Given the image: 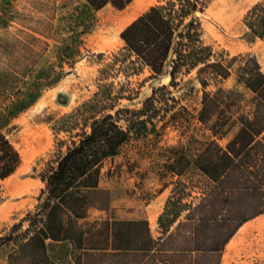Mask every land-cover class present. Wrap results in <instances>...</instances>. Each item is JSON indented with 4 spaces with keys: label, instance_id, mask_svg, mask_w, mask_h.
<instances>
[{
    "label": "rangeland",
    "instance_id": "1",
    "mask_svg": "<svg viewBox=\"0 0 264 264\" xmlns=\"http://www.w3.org/2000/svg\"><path fill=\"white\" fill-rule=\"evenodd\" d=\"M0 2L6 7L0 27V116L8 117L6 129L22 157L16 172L0 181V264H9V256L15 252L32 251L24 243L34 232L31 222L36 226L40 222L28 213L43 209L40 205L48 195V191L43 193L45 183L39 174L54 157L59 139L69 136L59 130L58 123L105 83L120 95L115 110L142 109L152 98L153 104L141 115L146 118L152 114V120L139 124L136 131H141V136L133 135L118 155L103 161L99 190L89 195L77 218L86 231V245L78 248L74 241L48 239V251L58 264H147L153 257L134 255L140 253L134 250L139 237L127 234L123 226L115 240L111 230L106 235L107 229L114 218L140 217L148 220L151 233L161 243L166 237L158 221L161 213L166 211L162 221L169 225L180 210V201L200 200L208 178L191 165L177 174L173 165L183 153L190 157L198 153L208 140L225 146L239 129L241 115L253 117L256 94L241 81L245 74L241 67L247 63L254 67L257 60L264 72V41L247 26L245 15L264 0H207L204 9L193 11L181 27L184 30L194 22L205 45L212 48V60L232 63L227 78H212V68L199 72L203 64L183 66L172 77L174 51L160 75L130 59L123 62L124 67L118 62L108 73L101 72L114 53L126 55L122 30L165 0H133L123 9L108 4L94 11L86 6V0ZM201 78L207 79L211 95L219 88L225 90L215 96L218 101L209 103L208 124L200 120L204 97ZM216 120L217 125L224 126L225 134H214L211 125ZM120 123L126 126L124 120ZM175 186L178 193L167 203ZM188 211L170 227L175 239L155 251L183 247L178 239L192 235L194 225L180 229L177 225L186 220ZM151 212L157 213L154 222L149 217ZM105 221L107 227L102 224ZM216 226L211 225L210 237L215 236ZM115 243L121 249H114ZM220 261L264 264V212L238 229L222 250Z\"/></svg>",
    "mask_w": 264,
    "mask_h": 264
},
{
    "label": "trees",
    "instance_id": "2",
    "mask_svg": "<svg viewBox=\"0 0 264 264\" xmlns=\"http://www.w3.org/2000/svg\"><path fill=\"white\" fill-rule=\"evenodd\" d=\"M132 1L86 0V6L91 11L108 4L123 9ZM206 3L207 0H165L164 3L152 5L122 30L121 38L125 42L123 50L127 51L126 55L114 53L101 72L108 73L118 62L124 67L123 62L130 59L131 62L138 61L148 66L153 75H160L174 51L170 72L172 77L183 66L196 68L200 64L203 66L199 67V72L212 68V78L229 77L232 63L212 60V48L205 45L194 22L181 30L186 17L193 11H202ZM245 23L264 41L263 2L254 4L248 10ZM132 56L135 58L132 59ZM241 69L245 72L241 81L256 94L257 108L253 117L241 115L239 129L225 146L215 139L208 140L198 153L191 157L183 153L173 165V171L177 174H183L191 165L208 178L200 200L197 203L180 201V210L169 225L162 221L166 211L161 213L158 221L166 234V237L161 238V243L152 236L146 219L112 222L110 228L115 240L123 226L127 227V234L139 237L134 250L140 253L134 255L141 259L153 257V262L147 261V264H220L222 250L238 229L251 217L264 212V72L257 60L254 67L247 63ZM207 82V79H200L204 92L200 120L205 124L209 123L210 118L209 103L218 101L215 96L225 91L219 88L211 95L207 91ZM119 97L110 83L102 84L90 98L61 118L57 127L69 136L59 139L54 157L39 174L45 183L43 193L48 191L40 205L43 209L36 214L28 213V216H34L40 222L37 226L31 222L35 229L24 243L32 251L11 254L9 264H58L48 251V239L55 242L74 241L78 248L86 245V231L79 225L77 218L89 200V195L99 190L103 161L118 155L133 135L141 136L142 132L136 131L140 130L139 124L145 125L153 117L152 114L146 118L141 117L150 103L153 104L152 98L144 102L142 109L121 107L115 110ZM121 120H124L126 126L120 123ZM217 120L211 125L214 127V134H225L224 126L222 123L217 125ZM7 125L8 117L0 116V181L15 173L22 163L21 154L6 129ZM172 192L167 203L178 193L177 186L173 187ZM185 210H189L186 220H180L177 228L193 224V232L190 230L188 233L192 232V235L178 239V245H188V248L155 251L160 250L162 243L175 239L170 227ZM194 217L196 219L191 223ZM102 224L107 227L109 223L105 221ZM212 224L217 225L214 237H210ZM163 226L166 227L165 230ZM98 230L104 231L102 227ZM107 230L106 235L109 236L110 229ZM90 246L98 248L96 244ZM113 246L116 250L121 249L116 243Z\"/></svg>",
    "mask_w": 264,
    "mask_h": 264
},
{
    "label": "built area",
    "instance_id": "3",
    "mask_svg": "<svg viewBox=\"0 0 264 264\" xmlns=\"http://www.w3.org/2000/svg\"><path fill=\"white\" fill-rule=\"evenodd\" d=\"M5 17H6V7L3 3L0 2V27L2 26Z\"/></svg>",
    "mask_w": 264,
    "mask_h": 264
},
{
    "label": "bare ground",
    "instance_id": "4",
    "mask_svg": "<svg viewBox=\"0 0 264 264\" xmlns=\"http://www.w3.org/2000/svg\"><path fill=\"white\" fill-rule=\"evenodd\" d=\"M140 1H142V0H139V2H140ZM132 18H133V17H132ZM132 18H131V19H132ZM134 18H135V17H134ZM130 22H131V21H130ZM149 217H150V220H151L152 222H154V221L156 220V218H157V213H155V212H151Z\"/></svg>",
    "mask_w": 264,
    "mask_h": 264
},
{
    "label": "crops",
    "instance_id": "5",
    "mask_svg": "<svg viewBox=\"0 0 264 264\" xmlns=\"http://www.w3.org/2000/svg\"><path fill=\"white\" fill-rule=\"evenodd\" d=\"M115 220H138V219H143V218H138V217H135V218H129V219H119V218H114ZM111 225H112V222H111ZM149 226H150V224H149ZM110 230H111V228H110ZM151 230V229H150ZM152 236L154 237V238H156L153 234H152Z\"/></svg>",
    "mask_w": 264,
    "mask_h": 264
}]
</instances>
